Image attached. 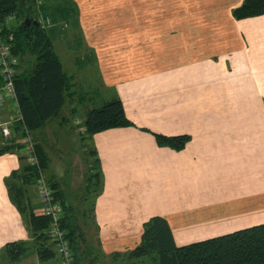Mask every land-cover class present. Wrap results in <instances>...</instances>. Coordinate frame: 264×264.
<instances>
[{
    "label": "crops",
    "instance_id": "1",
    "mask_svg": "<svg viewBox=\"0 0 264 264\" xmlns=\"http://www.w3.org/2000/svg\"><path fill=\"white\" fill-rule=\"evenodd\" d=\"M243 2L132 0L133 12L144 6L140 27L110 36L106 20L87 35L99 39L91 49L101 97L74 81L75 97L34 134L50 160L49 184L78 226V264H150L129 253L153 216L168 222L179 246L264 223V15L236 19ZM114 97L134 125L88 140L102 177L95 192L72 117L84 119ZM154 132L190 140L175 150L159 146ZM19 135L14 128L10 139L0 136V147ZM22 164L16 150L0 155V264H62L51 241L55 256L37 252L27 216L31 208L43 214L37 187H29L24 212L9 193ZM12 242L28 250L8 262L3 252Z\"/></svg>",
    "mask_w": 264,
    "mask_h": 264
},
{
    "label": "trees",
    "instance_id": "2",
    "mask_svg": "<svg viewBox=\"0 0 264 264\" xmlns=\"http://www.w3.org/2000/svg\"><path fill=\"white\" fill-rule=\"evenodd\" d=\"M62 5L54 6L51 0H46L38 10L35 0H0V26H3L6 32L13 33L12 54L19 59L15 88L20 113L25 128L34 140L37 156V162L31 164L21 153L22 138L25 135L24 131L22 132V123L16 126L20 142L13 141L0 147V155L16 150L23 162L22 167L14 171L7 181L9 193L21 212L26 210L25 196L29 187L36 186L37 180L42 177L48 181L46 172L50 160L43 146L36 142L34 134L41 130L47 121L58 118L67 102L75 97L74 77L65 71L61 57L56 51L54 30L43 28L37 18L38 11H41L51 17L55 26L61 23V26L56 27V31L62 29L67 22L79 24V11L76 6L73 8ZM233 14L238 20L263 16L264 0H244ZM11 15L15 16V22L7 29L4 22ZM60 33L66 34L62 31ZM24 65L30 67V70L23 69ZM133 125L119 97L103 100L99 106L86 110L79 136L86 152L88 190L98 192L102 188L97 153L88 140L105 130ZM153 136L159 146L175 150L183 149L190 140L189 135L167 136L154 132ZM50 186L54 190L55 199L63 206L61 228L66 231L74 264H78V226L68 213L70 206L59 198L56 187ZM27 216L32 232L37 237L40 259L52 258L56 253L51 246H46L50 242V216L44 212L37 214L32 208ZM27 250L26 242L9 243L4 249L3 259L8 262L17 261ZM129 254L135 259L148 258L152 264H264V223L179 246L168 222L161 216H153L143 224L141 242Z\"/></svg>",
    "mask_w": 264,
    "mask_h": 264
},
{
    "label": "rangeland",
    "instance_id": "3",
    "mask_svg": "<svg viewBox=\"0 0 264 264\" xmlns=\"http://www.w3.org/2000/svg\"><path fill=\"white\" fill-rule=\"evenodd\" d=\"M51 2L54 6L59 4H63L62 6L67 7L71 6L73 8L76 6L77 11H79V24L67 22L64 27L59 30L63 33L66 32V35L56 31V27L61 26V23L55 26L52 22L49 29L54 30L55 37L53 39L55 41L56 51L62 59L65 71L68 74H76V80L73 79V82L75 81L77 84L83 85V91L89 93L91 99L93 97L96 99L99 95V97H101L102 92L99 88L100 80H98L96 73V62L90 57L93 52L91 47L96 45L99 39L89 41L87 35H92V32H96L97 26L100 25L101 27L104 25L103 21L106 20L110 22L107 30L110 36H112L111 34L114 32L126 33L128 29H132V26L140 27V20H138V17L144 6L140 7L139 10L137 8V12H133L131 8L133 4L132 0H55V2L51 0ZM79 7L82 10V18ZM97 16L99 17L98 19ZM50 34L52 35V32ZM22 68H27L28 71L30 70V67H27V65H24ZM72 120L73 128L79 135L83 119L78 116H73ZM78 143L82 144L79 140ZM76 149L74 148L72 150ZM81 150L82 147L79 146V151L81 152ZM86 176L87 173L85 177ZM150 264H152L151 261Z\"/></svg>",
    "mask_w": 264,
    "mask_h": 264
},
{
    "label": "built area",
    "instance_id": "4",
    "mask_svg": "<svg viewBox=\"0 0 264 264\" xmlns=\"http://www.w3.org/2000/svg\"><path fill=\"white\" fill-rule=\"evenodd\" d=\"M45 1L35 0L38 10ZM37 18L43 28L51 27L52 19L50 16L38 11ZM14 22L15 16L11 15L5 19L4 26L10 29ZM13 40V33L6 32L4 27L0 26V135L6 140L12 137L13 129L17 125L23 124L15 88V76L19 66V59L12 54ZM23 131L25 135L22 138L23 149L21 153L29 163L35 164L37 156L34 140L24 124L22 125ZM36 187L38 188V196L43 212L50 216L48 231L50 241L56 247L62 264H74L73 252L66 239V231L61 228V220L64 215L63 206L53 197L54 190L44 177L37 180Z\"/></svg>",
    "mask_w": 264,
    "mask_h": 264
},
{
    "label": "bare ground",
    "instance_id": "5",
    "mask_svg": "<svg viewBox=\"0 0 264 264\" xmlns=\"http://www.w3.org/2000/svg\"><path fill=\"white\" fill-rule=\"evenodd\" d=\"M37 191H38V188H37ZM53 197L55 198V196H54V192H53Z\"/></svg>",
    "mask_w": 264,
    "mask_h": 264
}]
</instances>
